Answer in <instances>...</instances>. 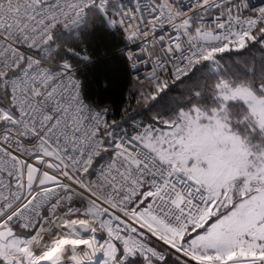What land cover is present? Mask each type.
<instances>
[{"label":"snow or ice","instance_id":"obj_1","mask_svg":"<svg viewBox=\"0 0 264 264\" xmlns=\"http://www.w3.org/2000/svg\"><path fill=\"white\" fill-rule=\"evenodd\" d=\"M98 21L118 116L77 76ZM0 264H264V0H0Z\"/></svg>","mask_w":264,"mask_h":264},{"label":"trees","instance_id":"obj_2","mask_svg":"<svg viewBox=\"0 0 264 264\" xmlns=\"http://www.w3.org/2000/svg\"><path fill=\"white\" fill-rule=\"evenodd\" d=\"M122 44V37L115 31L107 30L102 21L71 41V45L77 50L83 47L94 49L93 58L81 64L77 71L84 99L100 107L110 106L117 116L125 103L131 83L128 62L116 51ZM255 54L259 56V52ZM229 56L235 60L238 54H225V64L232 63Z\"/></svg>","mask_w":264,"mask_h":264},{"label":"built area","instance_id":"obj_3","mask_svg":"<svg viewBox=\"0 0 264 264\" xmlns=\"http://www.w3.org/2000/svg\"><path fill=\"white\" fill-rule=\"evenodd\" d=\"M254 4H260L262 2V0H253ZM126 58V57H125ZM127 60V59H126ZM130 69V68H129ZM78 71V68H77ZM132 72L130 70V78H131ZM78 76V75H77Z\"/></svg>","mask_w":264,"mask_h":264},{"label":"bare ground","instance_id":"obj_4","mask_svg":"<svg viewBox=\"0 0 264 264\" xmlns=\"http://www.w3.org/2000/svg\"><path fill=\"white\" fill-rule=\"evenodd\" d=\"M131 79V78H130Z\"/></svg>","mask_w":264,"mask_h":264}]
</instances>
